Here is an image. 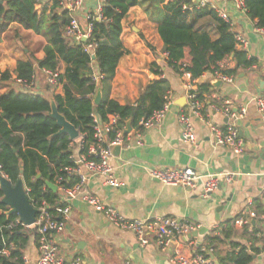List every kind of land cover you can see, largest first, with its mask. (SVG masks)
<instances>
[{
	"label": "crops",
	"instance_id": "obj_1",
	"mask_svg": "<svg viewBox=\"0 0 264 264\" xmlns=\"http://www.w3.org/2000/svg\"><path fill=\"white\" fill-rule=\"evenodd\" d=\"M208 2L227 13L233 30L246 40V47L243 49L248 57L256 59V64L236 76L230 75L231 82L221 81L215 76L216 72L212 71H206L194 80L195 89L196 84L203 83H209L213 88L210 93L203 95L202 114H191L195 144L185 142L178 114L188 112L184 90L188 77L176 73L166 65L167 55L162 51L163 42L155 25L147 19L139 6L131 7L122 20L121 41L125 53L120 57L110 82L109 97L120 104L134 103L145 85L152 80L164 78L169 85L166 93L171 104L158 124L149 128L131 126V131L124 134V142L119 151L112 148L109 163L121 186L111 188L99 176H90L85 183L89 194L100 199L106 206L114 207L125 218L171 216L197 224L206 231L196 236L180 238L166 250L158 248L154 241L140 246L130 230L116 227L102 212L96 211L78 196L57 188L59 202L65 204L62 208H66L68 212L64 230L54 234L52 240L58 255L65 261L78 257L81 264H176L171 260L174 255L188 258L201 251L212 252L208 246V238L216 234L219 236L220 227H225L227 221L234 233L230 239L219 242L215 247L216 253L223 256L230 249V241L250 244L248 234L243 230L244 226L234 224V220L245 209L255 212L254 200L261 199L264 205V127L260 124L251 101L254 95L264 94V39L255 31L254 22L244 11L236 9L232 2ZM96 7V0H83L78 10V20L85 24L84 18L88 14H94ZM8 30L9 28L3 35ZM14 36L13 45L20 42V37ZM43 45L44 42L41 49L34 53L35 56L42 57ZM3 46L6 50L0 46V71H10L11 84L17 88L14 74L16 63L19 59L26 58V55L10 52L14 49ZM234 65L235 62L231 59L219 63L222 69L233 68ZM92 67L96 68L95 63ZM156 69L161 73H154ZM33 77V91L45 94L47 82L43 70L37 69ZM216 80L220 81L217 87L213 86ZM5 87L0 85V93L5 91ZM54 91L62 93V87L58 85L54 87ZM46 96L49 101L52 99L49 93ZM226 103L234 112L242 107L246 108V114L235 122L243 144L241 154H235L229 146L216 144L210 135L209 124L224 129L229 122L222 111ZM138 139L141 145L136 144ZM71 144L73 156L79 154L75 148L77 140H73ZM179 167H189L200 174L231 173L233 178L230 182L222 181L209 196L202 197L199 188L165 185L152 179L147 172L150 168ZM81 170L86 172L84 167ZM256 216L251 225L260 224L264 228V214L256 213ZM251 225L247 226L248 229ZM27 231L29 238L24 250V264H35L38 256L36 229L31 225L27 227ZM208 258L210 259L209 256ZM213 258L218 262L215 255ZM250 264H264V249L253 256Z\"/></svg>",
	"mask_w": 264,
	"mask_h": 264
},
{
	"label": "trees",
	"instance_id": "obj_2",
	"mask_svg": "<svg viewBox=\"0 0 264 264\" xmlns=\"http://www.w3.org/2000/svg\"><path fill=\"white\" fill-rule=\"evenodd\" d=\"M63 3L64 0H0V37L11 24H16L44 39L41 58L28 51L26 58L17 61L16 79L30 83L37 69H45L58 72V84L62 87V93H56L48 83L45 94L21 91L12 86L10 71H0V85L6 86L0 93V170L13 185L21 180L31 204L38 207L45 201L56 218L58 208L65 204L59 202V193L48 188L46 181L59 189H69L77 183L78 176L68 175L65 170L75 167L72 140L66 134L53 136L59 128L48 116L50 103L46 94L49 93L58 112L79 130V152L86 154L89 146L96 143L93 115L102 122L111 115L116 117L113 131L107 135L108 140L113 139L126 121L135 128L139 119L160 109L169 89L167 80L159 78L145 85L134 103L120 104L109 97L110 82L125 53L122 20L131 7L139 6L155 25L163 42L162 51L167 55L165 63L180 75L188 72L192 80L206 71L236 76L256 64V59L248 57L246 50L238 46L230 24L209 6L197 8L192 0H105L102 18L97 20L93 13L89 15L90 37L79 42L65 35L70 14ZM244 6L255 27L264 28V0H244ZM89 43H93L94 61L85 50ZM225 59L233 60L234 67H219ZM93 63L102 75L97 82L92 77ZM154 73L161 72L156 69ZM212 88L209 83L196 84V97L204 101V93H210ZM98 90L101 99L94 104ZM2 197L0 188V264H24L29 232L25 226H10L18 216L8 213ZM253 202L255 212L264 214L261 199ZM228 223L220 227L219 236H209L211 253L219 264H250L253 256L264 249V228L255 223L249 229L244 226L250 244L230 241V249L220 256L215 247L234 233Z\"/></svg>",
	"mask_w": 264,
	"mask_h": 264
},
{
	"label": "built area",
	"instance_id": "obj_3",
	"mask_svg": "<svg viewBox=\"0 0 264 264\" xmlns=\"http://www.w3.org/2000/svg\"><path fill=\"white\" fill-rule=\"evenodd\" d=\"M83 0H64V7H66L70 14V21L65 30V35L73 40V42L85 41L90 37L92 30V24L89 22L88 14L84 19L85 24L78 20V10L82 4ZM97 7L95 9L94 16L97 20L102 18L101 8L105 0H96ZM232 2L236 9L245 12L244 0H228ZM192 3L197 7L209 6L213 9L220 18L228 22L233 28L232 21L230 20L227 13L213 4L209 3L208 0H192ZM255 31L258 32L264 39V28L254 27ZM235 39L240 48L246 47V40L243 36L235 32ZM93 43L85 45V50L89 52L92 60L94 61V55L92 52ZM253 67V66H252ZM93 68V67H92ZM45 76L46 82L51 86H58V72H53L49 70L42 69ZM264 72V65H263ZM188 77V81L184 83V90L186 92V98L188 100V112H180L178 114V122L182 128V138L185 142L195 144L196 135L194 132V126L192 123V116H200L203 111V101L196 97L194 80L191 79V75L188 72H183V75ZM216 77L221 81L231 82L232 77L230 75L221 74L216 72ZM92 77L94 81H98L102 75L99 73L96 66L93 69ZM17 89L21 91H33L34 78L30 83L15 79ZM253 106L255 108L258 120L260 124L264 127V94H256L251 98ZM171 104L169 95L166 93L164 97L163 105L160 109L155 110L148 118H141L137 122V125L142 128H149L154 124H158L165 112L168 110ZM223 113L228 118L224 129H221L213 124H209L210 135L214 142L218 145L229 146L230 149L235 154H241L243 151V144L238 136V130L235 122L242 118L246 114V108L242 107L239 111H232L228 104L223 108ZM94 122V137L96 138V143L90 145L87 149L86 154L71 155L74 160L75 167L65 168L68 175L76 174L78 176V181L69 189H61L67 194L73 196H78L80 200L89 206L93 207L96 211L102 212L106 219L113 225L120 229L130 230L138 244L144 246L151 241H154L156 246L162 250L169 249L174 241L180 238H186L191 234V232L196 231L199 225L191 223L189 221L180 220L171 216H157L153 218H143V219H128L123 217L118 210L112 206H106L100 199L89 194L85 189V183L90 176H99L102 178L103 183L111 188L121 186L120 181L115 177L112 165L109 163L112 148L116 145H123L124 134L123 130H119L115 133L113 139L108 140L107 135L113 131V125L116 122V117L111 115L108 121L102 122L96 115H93ZM77 144L75 148H80L82 142V136L79 133L77 139ZM137 145H141V141L138 139ZM72 144H70V147ZM72 148V147H71ZM70 148V149H71ZM84 167L86 172L81 170ZM148 175L165 185L178 186L186 189L199 188L202 197H207L213 191H215L222 181L230 182L233 178L231 173H214L209 172L207 174H200L199 172L189 168V167H179V168H150L147 170ZM0 176L5 177L3 172L0 170ZM59 181V180H58ZM37 208V214L35 222L32 226L36 229V243L38 248V256L36 258L35 264H81V259L78 257L71 258L69 261H65L61 256L58 255L56 248L54 246L52 237L54 234L61 233L65 227V219L68 210L66 208H58L57 212L59 214L56 218L49 210L50 206L42 201ZM256 213L252 210H243L234 220V224L238 226H250L252 220L256 218ZM24 225L19 218L11 223L10 226L14 225ZM3 254H7V250L2 251ZM208 253V255H207ZM211 250L201 251L195 253L193 256L177 257L173 256L171 260L176 264H215L211 261L208 256ZM25 262V259H24Z\"/></svg>",
	"mask_w": 264,
	"mask_h": 264
},
{
	"label": "water",
	"instance_id": "obj_4",
	"mask_svg": "<svg viewBox=\"0 0 264 264\" xmlns=\"http://www.w3.org/2000/svg\"><path fill=\"white\" fill-rule=\"evenodd\" d=\"M94 58V57H93ZM220 84L219 80L214 82L213 86H218ZM101 99L100 91L98 90L93 97V103H99ZM50 111L48 112V116L55 120L58 130L53 136H57L60 134H66L70 140H75L79 136V130L75 128L73 124L68 122L63 115H61L57 107L53 101L50 99ZM126 127L123 130V134H127L131 131V122L128 120L125 123ZM116 149V152L119 151L120 146L116 145L113 147ZM46 185L48 188H51L53 191L57 190V186L46 181ZM0 188L3 193V197L1 198V202L6 204L9 208V214H17L19 220L26 226H31L35 222L37 208L33 206L28 198L27 192L24 188L23 182L18 180L16 184H11L10 181L3 176H0ZM206 231L205 228L198 229L196 231L191 232L189 236H196L197 234H202ZM210 260L213 261L215 264L218 262L213 258V255H209Z\"/></svg>",
	"mask_w": 264,
	"mask_h": 264
},
{
	"label": "rangeland",
	"instance_id": "obj_5",
	"mask_svg": "<svg viewBox=\"0 0 264 264\" xmlns=\"http://www.w3.org/2000/svg\"><path fill=\"white\" fill-rule=\"evenodd\" d=\"M14 35L20 37V42L13 45V42L15 41ZM43 42L44 39L41 36H37L32 32L14 24L9 27V30L6 34H2L0 37V46H2L3 49L6 50V48L3 46L5 45L8 48L14 49L10 52H18L22 53L23 55L28 51H33L36 53L41 49Z\"/></svg>",
	"mask_w": 264,
	"mask_h": 264
}]
</instances>
